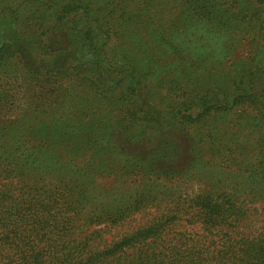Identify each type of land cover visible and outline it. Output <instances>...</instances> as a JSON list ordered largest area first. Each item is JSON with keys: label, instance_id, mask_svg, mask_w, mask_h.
I'll return each instance as SVG.
<instances>
[{"label": "trees", "instance_id": "16d2710c", "mask_svg": "<svg viewBox=\"0 0 264 264\" xmlns=\"http://www.w3.org/2000/svg\"><path fill=\"white\" fill-rule=\"evenodd\" d=\"M0 264H264V0H0Z\"/></svg>", "mask_w": 264, "mask_h": 264}, {"label": "rangeland", "instance_id": "374dc122", "mask_svg": "<svg viewBox=\"0 0 264 264\" xmlns=\"http://www.w3.org/2000/svg\"><path fill=\"white\" fill-rule=\"evenodd\" d=\"M201 176H202L201 178L205 179L204 177L205 175H201ZM204 179L199 178V180H202L201 182L192 181L185 175V178L181 177L180 179L174 182H170L164 178H160L156 181L160 185V188H172V189L174 188L176 190L175 193H169L173 196L168 195L166 197V199L170 201L171 202L170 204L172 205L173 201L175 202L181 200V203H183V201H185V198H187L189 194H192V192H197L199 189L205 187ZM106 182H108V184H111V180H108ZM149 212L151 214H156L155 208H147L146 211H144V213L142 212L141 215H135L132 218L125 220V222L120 226L110 225L106 227L104 224L100 223V224H93L89 230L102 229L100 230V233H102L104 239L115 240L124 232H127L128 230L137 227L139 224H142L147 218H151Z\"/></svg>", "mask_w": 264, "mask_h": 264}]
</instances>
